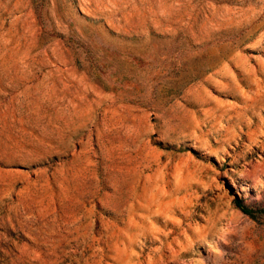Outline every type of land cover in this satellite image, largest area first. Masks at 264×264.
<instances>
[{
  "label": "rangeland",
  "instance_id": "obj_1",
  "mask_svg": "<svg viewBox=\"0 0 264 264\" xmlns=\"http://www.w3.org/2000/svg\"><path fill=\"white\" fill-rule=\"evenodd\" d=\"M264 0H0V264H264Z\"/></svg>",
  "mask_w": 264,
  "mask_h": 264
},
{
  "label": "trees",
  "instance_id": "obj_2",
  "mask_svg": "<svg viewBox=\"0 0 264 264\" xmlns=\"http://www.w3.org/2000/svg\"><path fill=\"white\" fill-rule=\"evenodd\" d=\"M234 204L237 209H239L245 216L249 217L252 220H257L259 215L264 214L263 209L256 210L252 207L245 205L242 200L236 199L234 201Z\"/></svg>",
  "mask_w": 264,
  "mask_h": 264
}]
</instances>
